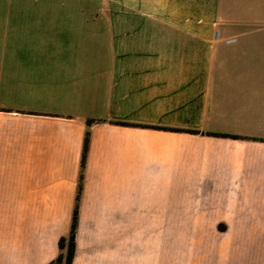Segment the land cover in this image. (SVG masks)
<instances>
[{"label":"crops","instance_id":"0c3cea01","mask_svg":"<svg viewBox=\"0 0 264 264\" xmlns=\"http://www.w3.org/2000/svg\"><path fill=\"white\" fill-rule=\"evenodd\" d=\"M80 185L73 264H264V0H0V264Z\"/></svg>","mask_w":264,"mask_h":264},{"label":"trees","instance_id":"16d2710c","mask_svg":"<svg viewBox=\"0 0 264 264\" xmlns=\"http://www.w3.org/2000/svg\"><path fill=\"white\" fill-rule=\"evenodd\" d=\"M93 121H88L90 125ZM125 125L127 123H124ZM195 132V131H189ZM90 131H87L84 142V151H83V160H82V168L85 167L86 158L90 145ZM82 193V185L79 186V192L77 195V201L73 212V218L71 223V229L67 236H63L60 238L58 246H59V254L51 261L49 264H73L75 254H76V236L77 230L79 227V207H80V199Z\"/></svg>","mask_w":264,"mask_h":264},{"label":"rangeland","instance_id":"374dc122","mask_svg":"<svg viewBox=\"0 0 264 264\" xmlns=\"http://www.w3.org/2000/svg\"><path fill=\"white\" fill-rule=\"evenodd\" d=\"M12 208V207H11Z\"/></svg>","mask_w":264,"mask_h":264}]
</instances>
